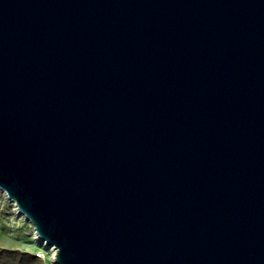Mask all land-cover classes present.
<instances>
[{"label":"water","instance_id":"water-1","mask_svg":"<svg viewBox=\"0 0 264 264\" xmlns=\"http://www.w3.org/2000/svg\"><path fill=\"white\" fill-rule=\"evenodd\" d=\"M0 189L57 264H264V0H0Z\"/></svg>","mask_w":264,"mask_h":264},{"label":"rangeland","instance_id":"rangeland-1","mask_svg":"<svg viewBox=\"0 0 264 264\" xmlns=\"http://www.w3.org/2000/svg\"><path fill=\"white\" fill-rule=\"evenodd\" d=\"M34 229L16 215L0 192V264H53L46 250L36 246Z\"/></svg>","mask_w":264,"mask_h":264},{"label":"bare ground","instance_id":"bare-ground-1","mask_svg":"<svg viewBox=\"0 0 264 264\" xmlns=\"http://www.w3.org/2000/svg\"><path fill=\"white\" fill-rule=\"evenodd\" d=\"M0 192H1L2 196L4 197V199L6 200V202H8L9 204L13 205V207H14V212H16V215H17L18 217H20V218L23 220V222H25V223L30 224V225L33 226V224H32L29 220H27V218H26L21 212H19L18 207H17V204H16L14 201H11V200L7 197L6 193H5L2 189H0ZM33 227H34V226H33ZM34 228H35V227H34ZM33 237H34V241H35V243H36V246L45 249L46 252L50 255V257H49V258H50V261H51L53 264H57V261H56V258H55V256H56V249H55L54 247L50 246V245H49L48 243H46L45 241H44V242L41 241L40 238H39V237L37 236V234H36V229H34V236H33ZM39 257H40V258H46V255H45V256L40 255Z\"/></svg>","mask_w":264,"mask_h":264}]
</instances>
